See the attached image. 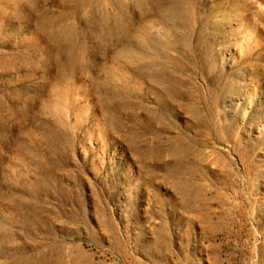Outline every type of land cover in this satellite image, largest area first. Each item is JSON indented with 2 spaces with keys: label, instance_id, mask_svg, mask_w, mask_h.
Masks as SVG:
<instances>
[{
  "label": "rangeland",
  "instance_id": "374dc122",
  "mask_svg": "<svg viewBox=\"0 0 264 264\" xmlns=\"http://www.w3.org/2000/svg\"><path fill=\"white\" fill-rule=\"evenodd\" d=\"M0 264H264V0H0Z\"/></svg>",
  "mask_w": 264,
  "mask_h": 264
}]
</instances>
